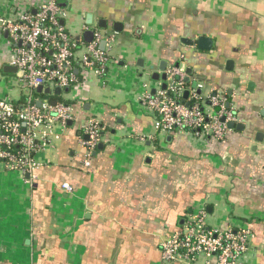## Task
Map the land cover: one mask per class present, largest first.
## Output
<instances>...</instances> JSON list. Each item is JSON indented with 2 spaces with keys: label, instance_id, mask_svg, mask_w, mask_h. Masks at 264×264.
<instances>
[{
  "label": "crops",
  "instance_id": "1",
  "mask_svg": "<svg viewBox=\"0 0 264 264\" xmlns=\"http://www.w3.org/2000/svg\"><path fill=\"white\" fill-rule=\"evenodd\" d=\"M59 4L67 13L63 25L76 38L87 15L94 24L105 20V30L115 33L110 57L117 64L104 83L79 74V86L65 96L76 117L36 155L40 166L30 183L0 171V264H208L206 257L165 262L160 252L163 239L200 209L208 227L247 228L250 247L240 263L264 264V0ZM16 13L0 0V16ZM199 36L212 40L211 51L181 42ZM6 56L0 48V72ZM161 62L166 70L178 63L184 78L191 69L189 82L202 85V97L224 95L242 129L207 142L180 132L157 136L140 96L162 87L151 77L162 74ZM4 93L18 97L9 86ZM87 119L106 131L102 148L86 160L80 126Z\"/></svg>",
  "mask_w": 264,
  "mask_h": 264
},
{
  "label": "built area",
  "instance_id": "2",
  "mask_svg": "<svg viewBox=\"0 0 264 264\" xmlns=\"http://www.w3.org/2000/svg\"><path fill=\"white\" fill-rule=\"evenodd\" d=\"M9 2L17 13L13 18L9 14L0 16V48L7 54L1 69L4 66L16 69L7 86H14L18 97H0V170L2 166V171L16 173L30 183L40 166L36 155L51 147L67 123L76 117L73 106L62 99L63 94L79 86V74L84 77L89 73L104 83L110 65L117 64L110 57L115 33L92 22L83 26L79 37L72 36L63 25L67 13L59 0H34L35 6L16 0ZM85 31L92 32L90 43L81 37ZM101 42H104L102 50ZM165 73V89L156 87L140 96L141 107L155 118L157 136L180 132L194 141L223 139L231 131L227 124L236 123L235 113L227 107L224 95L214 92L202 97L198 93L201 84L193 80L196 86H187L176 68ZM39 87L41 92L37 93ZM56 88L60 89L58 96L54 94ZM184 92H187L185 99ZM39 95L51 98L42 100ZM105 129L93 119L81 124V136L86 137L81 139L86 160L97 149ZM61 189L72 192L67 184H62ZM250 240V231L245 227H208L205 210L200 209L188 216L183 229L163 239L161 258L165 262L194 263L206 257L208 264H241Z\"/></svg>",
  "mask_w": 264,
  "mask_h": 264
},
{
  "label": "water",
  "instance_id": "3",
  "mask_svg": "<svg viewBox=\"0 0 264 264\" xmlns=\"http://www.w3.org/2000/svg\"><path fill=\"white\" fill-rule=\"evenodd\" d=\"M92 22H93L92 16L91 15H87L86 16V22H85L86 25H91ZM96 24H97V26L99 28L106 29V22H105V20H103V19L98 20V22ZM113 30L116 33H120L121 32L120 25L119 24H114ZM82 39H83L84 42L90 43L92 41V32L91 31H85V32H83ZM181 42L183 44H186V45L190 46V47H196V49L198 51H200V52H209V51H211V48H212V40L209 39V38H205L203 36H199L196 40L182 39ZM103 46H104V42H101L100 45H99L100 50L103 49ZM139 64H140V62H139ZM232 65H233V62L232 61H230V60L227 61L226 62V70H231L232 69L231 68ZM174 66H175V68H178V63H176ZM166 67H167L166 66V63L165 62H161L158 71L159 72H162V74L159 75V73L154 72V73H152V76H151L154 81H158L159 79L162 80V82H163L162 88L163 89H165V87H166V82H165L166 81V73H165ZM2 72L4 74H7V73L11 74V73H15L16 72V69L15 68H10V67L4 66L3 69H2ZM185 74H186V77L184 78V82L185 83H188L189 80H190L189 79V76L192 74V70L191 69H187L185 71ZM195 86H196V83L193 82L192 83V88H194ZM36 91H37V93H40L41 92V87L37 88ZM65 91H67V89ZM45 93H48V90H45ZM198 93H200L199 90H198ZM54 94L56 96H58L60 94V89L59 88H56L54 90ZM186 97H187V92H184L183 98L185 99ZM55 103H56L55 100H53L51 102L52 105H54ZM38 104H39V102H37V105ZM222 121H223V119H222ZM70 124H71V122L69 121L67 123V125H70ZM227 126H228V128L230 130H233V129H235V130H241L242 129L241 128V125L234 124L232 122L231 123H228ZM84 139H86V137H84ZM100 148H102V145L101 144L98 145V149H100Z\"/></svg>",
  "mask_w": 264,
  "mask_h": 264
},
{
  "label": "rangeland",
  "instance_id": "4",
  "mask_svg": "<svg viewBox=\"0 0 264 264\" xmlns=\"http://www.w3.org/2000/svg\"><path fill=\"white\" fill-rule=\"evenodd\" d=\"M115 47H116V44H115V42H114V44H113ZM13 79H14V74H3L2 72H0V89H4V86H7V84L9 85V83H11L12 81H13ZM13 87L14 86H11V87H9L11 90H14L13 89ZM67 95V92L66 93H64L63 94V96H62V99H64L65 101H66V103H68L67 102V99H65V96ZM4 96H5V93H4ZM0 97H2V96H0ZM39 99H42V100H44V99H50L51 98V96H46V95H39V96H37ZM2 166H1V170L0 171H2Z\"/></svg>",
  "mask_w": 264,
  "mask_h": 264
},
{
  "label": "trees",
  "instance_id": "5",
  "mask_svg": "<svg viewBox=\"0 0 264 264\" xmlns=\"http://www.w3.org/2000/svg\"><path fill=\"white\" fill-rule=\"evenodd\" d=\"M187 86H190L192 87V83L191 82H188V83H185Z\"/></svg>",
  "mask_w": 264,
  "mask_h": 264
}]
</instances>
